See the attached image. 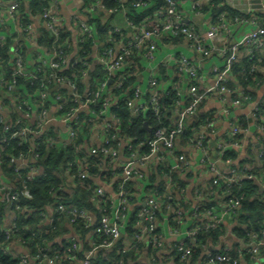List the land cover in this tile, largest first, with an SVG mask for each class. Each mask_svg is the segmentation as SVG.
Returning a JSON list of instances; mask_svg holds the SVG:
<instances>
[{
    "label": "built area",
    "instance_id": "1",
    "mask_svg": "<svg viewBox=\"0 0 264 264\" xmlns=\"http://www.w3.org/2000/svg\"><path fill=\"white\" fill-rule=\"evenodd\" d=\"M116 1L121 2L122 0ZM149 1L137 0L135 6L140 8L146 7ZM182 1L184 0H165L166 5L160 7L155 12L154 23L159 25V27L143 28L142 26H136L126 16V8H122L120 11L116 9L107 10L102 0H96L95 2H86L84 0L90 13L106 10L108 19L111 18V22L113 19L112 14L123 13L126 18L125 27L133 31L134 37L128 42H122L121 49L116 50V47L121 42H113L111 34L122 33L124 30L119 27H112L111 23L112 28L108 33L107 42H113V46L101 52L99 51L101 44L99 45L100 42L97 40L91 54L94 63L103 66L98 71L99 75L91 79L92 83L88 76V69L91 67L90 62L87 59H80L73 62V66H78L81 63L86 68L85 72L82 73V82L86 84L83 91L79 90L76 82L71 78H66L59 74L64 69L62 67L63 64L68 61V59L63 58L61 51L53 49L51 53L45 54V52H41L42 49H37L36 42L39 31L35 24L32 23L21 27L18 12L23 3L22 0L1 2L3 11L14 22V25L10 32L1 28L0 44L4 43L6 38L12 35H15V43L12 51V73L7 75L4 66L0 63V123L3 125L5 132V135L0 139V166L5 148L14 139H18L19 144H27L31 150L37 151L41 138L48 131L49 134L52 133L55 136L49 139V146L57 145L63 148L72 146L79 133L78 129L73 128L72 123L78 119L81 111H86L93 122L88 141L82 146V148L87 150L88 156L83 159L76 157L74 162H69L66 167L61 164L59 174L63 178V181L65 180V190L71 189L73 182H76L77 178H84L88 175L93 156L102 155L105 157V160H109L110 165L115 167V170H112V168L105 164V161L102 162L103 167L101 169L103 172L110 170V179L106 181L102 177L97 178V186L93 195L90 197V202L94 205L99 216L96 212L79 208L75 201L70 204L55 202L47 212H40L43 223L38 228L33 226L19 227L16 223L17 213H28L30 215L35 210L30 207L20 206L21 195L28 196V186L25 181L26 179L31 180L35 178L41 173V169L36 164H31L29 159L24 156V153H20L16 157L10 155L11 162L16 164L15 172L18 178L15 179V182H9L0 167V203L6 205L7 210L5 212L13 214L11 225L9 227L3 225L1 230L4 232L6 240L8 241L5 248L14 258L19 260L18 264H95L93 260L95 256L99 255L101 250H113L118 242H121L123 252L136 251L140 248L141 244L145 245L147 249H145V253L141 258L142 263L140 264H157L160 261L190 264L192 248L187 246V241L189 240L193 245L197 244L199 227L215 229L221 224L236 223L235 220L241 207V199L230 191H227V194L222 196V198L227 199L225 204H220V202L217 205L206 206L205 202L198 205L193 210V226L189 230L188 236L175 243L174 247L169 249L166 247L164 241V223L166 222L170 232L175 234L179 232L184 218L183 221H180L181 218L179 217L176 221V226L171 228L169 214L167 213L164 221L160 222L157 212L160 211V204L164 203L167 197H172V193H182L184 197L185 188L181 187V185L175 186L171 178L165 179L164 176L163 178L162 176L156 175L157 180L165 179L168 182L167 188L169 195L147 196L146 194L143 199L141 198L146 186L149 184L150 175L156 173L161 163L165 165L171 164L173 169L181 172L180 175L188 172L187 160L184 159L186 157H178L175 154L176 140L186 129L187 120L197 114L198 109L207 97L213 92H216L219 96V102L225 108L227 105L241 106L243 104L242 101L247 99L240 93L234 97L235 93L223 84L230 74L233 64L237 61L240 50L242 51L243 49L244 53L249 55L250 58L255 56L253 53L254 49L260 50L259 53L264 56V27L259 26L254 32L243 36L238 41H225L222 48L212 45L207 46L199 35L197 28L193 24L184 21L178 9ZM210 1L193 0V8L195 11L200 12L198 10L199 7L205 4L204 2L208 3ZM259 8L261 14L264 15V0L260 1ZM224 16L226 15L224 14L218 17L220 20L219 23L214 22L212 18L213 25L211 26V31L213 35H217L221 30L226 29L227 20ZM38 17L43 20L45 27L58 39L60 30L65 25V22L59 15L56 1L52 0L49 6L45 7ZM236 18L241 21L248 19L241 18L240 16H236ZM0 27H4L3 21L0 22ZM74 28L76 29V35L80 36V44H83L88 39L97 38L95 29L86 20L74 23ZM76 35L74 36L75 38ZM164 35L185 38L189 46L205 58L209 57L213 51L218 52L223 57V67L214 68V74L216 76L215 85L201 90L199 86L190 85L191 81L199 79V67L182 57L178 62V71L187 75L189 78V103L182 110L176 112V116L170 124L162 125L154 132L153 136H149L147 140H139V144L133 145V140H137L136 138L121 139L114 134L113 130L118 128L120 118L110 112L109 103L104 102L103 108L105 110L99 113H96L92 107L98 106L101 103L102 93L107 92L104 76L107 74L112 76L124 70L127 59L130 58L129 56L134 55L138 49H141L143 56L150 60L156 49V39ZM23 37L26 40L28 39L30 44L36 49L34 53L32 52L33 54L31 53L29 60L28 52L26 55L25 50L20 46ZM80 50L81 47L78 46L75 51L76 56L80 54ZM58 59L61 60L58 61ZM35 61L36 63L41 62L45 65V73L47 71L49 73V82H54L53 88L46 89L47 87L44 85V82L42 83L40 81L42 69L41 67H36V64H34ZM119 76L124 78L123 75ZM21 77L30 81L31 84L41 82L40 87L36 88V98H33V95L27 91L24 96L17 95L18 88L25 89V85L18 84V78ZM157 85L158 78L152 76L148 82L149 87L145 89L142 88V85L135 87L134 98L127 102L132 116L135 119L138 120L141 114L147 110H150L159 120L162 118L160 99L153 91V88ZM175 87L178 90V86ZM52 92H56L57 95L55 99H52L51 106H48L46 101L49 100L50 93ZM146 93L152 94L148 100L144 97ZM5 99H8L9 103H6ZM69 102H74L76 105L67 109L66 106ZM260 106L264 107V95L253 105L251 114L256 122H258V117L263 119L264 122V111L260 109ZM51 110H54L52 116L50 114ZM101 116L104 117L102 120H100ZM54 121L62 124L64 129L61 130L58 125L51 124ZM234 125L232 124L229 135L226 137H230L231 134L245 133L248 129H241L238 123ZM257 126H259L264 134V125L257 123ZM96 130H101L103 136L98 145L93 144L92 139V135ZM62 131H64V137H62ZM205 134L216 135L214 121L208 123L201 132L196 144L192 145L202 150L210 167L213 180L212 185L215 187L218 181L222 180L227 186H230L237 184L244 178H252L258 185L257 195L264 202V170L260 174L255 175L238 172L231 168L228 170L220 169L219 165L222 163L221 160L211 158L210 151L208 152L207 146L203 143ZM114 141H117V146H111ZM145 146H148L150 151L143 154L141 153V149ZM230 147L241 148L238 144L227 141V138L219 139L217 149L222 155ZM261 152L259 154L260 156L264 151ZM38 156V153H35L33 163L37 162ZM122 159L123 161H121ZM22 170L27 171L26 179L21 173ZM74 170L76 171L74 172ZM136 180L140 181L142 188V191L138 193L140 195L138 196L139 201L137 203L141 208L137 213L139 219L134 224L135 232L128 237L123 234L128 222L133 218V206L130 203L132 194L130 195L127 192V184L131 182L135 183ZM101 182H106L107 184H102ZM110 183L113 184L112 194L105 190V187L109 186ZM116 183L118 185L115 190ZM176 214L181 216L179 211ZM60 215L66 216L69 223L68 227L71 229L66 236L68 246L63 254L59 252L55 243L44 242L42 240L43 235L49 231V226L54 222L55 217ZM182 215L185 216V211H183ZM79 221H84L88 226H93L91 234L89 235L92 247L84 254H80L82 250L81 243L75 239L76 236L72 229V226H75ZM37 236L39 237L38 241H36ZM32 240L37 243L35 251L31 248L33 245ZM14 245L22 246L24 251L12 253L11 248ZM262 245H264L263 239L259 240L255 234H250V243L246 249L241 250L242 254L256 253ZM150 246L153 249L152 253H149ZM0 247H2L1 242ZM158 251L162 252L160 256H157ZM206 258L208 259L207 262L213 264H225L232 260L231 257L220 253H210ZM117 264H124V259L120 257Z\"/></svg>",
    "mask_w": 264,
    "mask_h": 264
},
{
    "label": "trees",
    "instance_id": "2",
    "mask_svg": "<svg viewBox=\"0 0 264 264\" xmlns=\"http://www.w3.org/2000/svg\"><path fill=\"white\" fill-rule=\"evenodd\" d=\"M52 0H34L29 7V14H25V8L21 4L18 12V18L20 21L21 27H25L29 24H34L32 18L38 17L43 9L51 3ZM86 2L91 1L95 2L96 0H85ZM137 0H127V1H116V0H102L106 9H116L120 11L122 8H126V16L133 21L136 26L150 27V28H158L159 25L154 23L155 12L160 7H164L166 5L165 0H150L147 3L146 7L140 8L135 6V2ZM203 4L199 7V11L202 13L211 14L213 21L219 23V16H224L225 19H233L236 16H240L241 18H247V15L241 14L239 11L232 9L228 5L225 4V0H211L210 2ZM224 3V4H223ZM223 4V6H221ZM93 13H89L87 16L88 24L93 27L96 31V37L94 39H88L83 44L79 43L80 36L76 35V38H73L72 31H70L67 26H63L60 30V34L58 39L54 34L48 30L43 20L41 19V23L35 25L39 31L38 39L36 42L37 49H42L41 52H45V54L51 53L53 49H57L61 51L63 58L67 62L63 64V70L59 72L60 75L71 78L76 82L80 91L86 87V84L82 79V73L85 72L86 68L82 66V64H78V66H73V62L76 60H88L91 64V67L88 69V76L90 77V81L94 77L99 75L100 68L103 66L98 63H94L92 58V51L95 46V42L98 40L101 44L99 47V51L103 52L107 48L113 46V42H123L124 34L122 33H112L111 37L113 42H107V36L111 27V18L107 21H103V16L107 14L106 10H101L99 12L98 17H93ZM260 26L264 27V15L260 16ZM146 21V22H145ZM25 33V32H24ZM26 34V33H25ZM164 38L163 40L175 41V36L164 35L161 36ZM181 38V37H180ZM183 38V37H182ZM20 46L25 50V54L28 52V45L33 47L32 52H35V47L30 44V41L25 39L21 40ZM229 42V41H228ZM15 43V35L7 37L5 42L0 44V63L4 66L5 72L7 75H10L13 71V54L12 51L14 49ZM78 46L81 47L79 51L80 54L76 56L75 51ZM260 50L254 49L253 53L255 56L250 58L249 55L244 53V50H240L237 61L233 64L232 70L230 74L227 76L225 82L223 83L225 87L230 88L235 96L243 94L246 100H243V105H246L249 102L255 101L257 97V91L259 90V86L264 83V56L259 53ZM32 53V54H33ZM130 58L126 61V68L122 71L117 72L115 75H105L104 82L107 85L106 93H102L101 95V103L92 107V109L99 113L100 111L105 110L103 108V103H109V110L113 114H116L120 118V124L117 129H114L113 132L116 134L118 138L127 139V138H136L137 140H133V145L139 144V140H147L149 136H153L154 132L161 127L162 125H167L172 122V113L171 111L175 109L180 98L181 93L177 90L176 87H171L165 92H156L157 96H159L160 104H161V119L159 120L156 116L152 114L150 110L145 111L141 114L140 118L137 120L132 116V112L127 105V102L134 98V90L137 85H141L138 83V77L143 72V66L141 65L139 59L131 55ZM61 59H58L60 61ZM36 67H41L42 71L40 73V81L47 87L46 89H51L54 86V82H49V73L48 71L45 73V65L41 62H34ZM162 71V68H161ZM119 75H123L124 78ZM74 77L76 78L74 80ZM35 82L31 84L30 81L25 80L24 78H18V84L25 85L24 88L17 89V95L24 96L27 91L29 94L33 95V98H36V88L40 87L41 82ZM199 79L195 81H191L190 85L199 86ZM44 89V88H43ZM15 95V96H17ZM56 92L50 93L49 100L46 101L48 106H51L52 99H55ZM234 95V94H233ZM152 96L151 93H146L145 98L148 100ZM189 97V98H188ZM187 97V104L189 103L190 95ZM6 103H9L8 99H5ZM205 102V101H204ZM201 104L198 112L203 107ZM76 103L69 102L66 106L69 109L72 106H75ZM231 106H229L230 109ZM260 109L264 111V107L260 106ZM197 114V118L189 122L187 120L186 129L183 134L179 136L176 140L175 144V154L178 157L184 158L182 153L177 149L178 144L184 147L195 145L201 132L203 129L210 123L214 121L211 119L212 113H201ZM104 117L101 116L102 120ZM98 121L96 119H93ZM99 120V121H100ZM244 121L239 122L240 128L246 130L247 122ZM257 123L260 125H264L263 119L260 117L257 118ZM233 123V126H235ZM93 125L91 121V117L88 116V112L81 111L77 120L72 123L73 128L78 129L79 133L75 142L72 146L67 148H63L61 146L52 145L49 146V139L55 137L52 133H45V135L41 138L40 146L37 151L31 150V148L27 144H19L18 139H14L8 147L5 148V151L2 155L1 159V170L4 173L5 178L9 182H15V179L18 178L17 173L15 172V166L13 162H11V156L16 157L20 153H24V156L29 159L31 164H36L41 169V173L38 174L33 179H26V170H22L24 178L26 179L25 183L28 188V196L21 195L20 206H26L35 209L34 212L30 215L28 213H17L16 223L19 227L23 226H33L38 228L40 224L43 223L42 218L40 217V212H47V210L52 207L55 202L70 204L72 202H76L79 208H85L96 212L99 216L97 210L94 205L90 202V197L93 195V192L97 186V178H101L103 180H109V172H103L101 167H103V161L105 164L115 170V167L110 165L109 160H105V157L102 155L93 156L92 164L89 167L88 175L84 178H77L76 182H73V186L69 190H65L66 183L65 180L59 174L61 164L64 167L67 166L69 162H74L76 157H80V159L88 156L87 150L82 148L83 144L88 141L89 132ZM232 127V126H231ZM5 135L3 125L0 123V139ZM205 134L204 145L207 146L208 152L210 151L211 158L220 159L221 162H231V169H234L238 172H244L246 174H260L264 170V153L260 156V152L264 151V148L259 151L256 149L253 140L250 141L249 147L247 149V156L242 159L240 158V149L230 147L224 155L216 149V154H212L214 151L213 147L210 146L211 141H214L213 135ZM227 138V141L230 143H236L240 146H243L244 133H237ZM219 141V140H217ZM217 141H215V145L217 146ZM117 141L112 142L111 146H117ZM150 151L148 146H145L141 149V153L146 154ZM35 153H38L37 162L33 163V158L35 157ZM262 153V152H261ZM11 155V156H10ZM186 159V158H184ZM187 160V159H186ZM76 170H74L75 172ZM154 172V171H153ZM155 173V172H154ZM180 171L173 169L171 164H163L161 163L158 167V170L155 174L150 175L149 184L146 186L144 193L142 194V199L147 194L149 195H169L168 190V182L165 180L166 178H171V181L175 186L181 185V187H185V184L182 181ZM164 176L165 179L157 180V176ZM163 177V178H164ZM81 180V181H79ZM211 187L214 189V185ZM118 183L115 184V190L117 189ZM217 185V190L220 191V195L227 194V191H230L235 196L241 199V207L237 214L236 223L237 229H235V233L241 239H243L246 243H250V234H255L259 240H264V202L261 198L258 197V185L256 181L252 178H244L237 184H232L227 186L222 180H219ZM19 186V185H18ZM212 192L214 190H211ZM127 192L131 195L130 203L133 206V218L128 222L127 228L124 232V236H131L135 232L134 224L139 219L137 217V213L140 210L141 206L138 203L139 198L138 191L136 189V184L131 182L127 184ZM211 192H207L208 199L212 197L209 195ZM146 198V197H145ZM227 201L226 198H222L220 204H225ZM217 205L215 202L206 201V206ZM6 205L0 203V242L2 243V247H0V263L1 264H18L19 260L14 258L8 250H6L5 246H7L8 241L6 240V236L4 232L1 230L3 227V217L5 215ZM187 210V206L184 204V197L181 194L172 193V197H167L164 203L160 204V211L157 212L160 222L164 221L166 214H169V222L171 228H174L176 225L177 219L181 218L180 221H183L184 216L183 211ZM202 210V208H201ZM179 211L181 216H178L176 212ZM69 223L64 215H60L55 217L54 222L49 226V231L45 233L42 237L44 242H53L56 244L60 253H64L66 247L68 246L66 236L70 232V228L68 227ZM242 225V226H241ZM95 226V225H94ZM244 226V227H243ZM93 226H88L86 222L79 221L75 226H72V229L75 233V239H77L81 243L82 250L80 254H84L89 249H91V243L89 239V235L91 234ZM199 234L197 236V244L193 245L189 240L187 241V246L192 248V257L191 263L200 259L204 248L207 243L211 241L212 243H216L225 233V224H221L219 227L215 229H205L203 227H199ZM39 240V237H36V241ZM32 250L35 251L36 244L34 240H32ZM264 247L262 245L256 253H246V259H254L259 257L260 249ZM145 249L147 247L145 245H140V248L136 251L123 252V247L121 242L116 244V247L113 250L103 249L99 252L98 256H95L94 262L95 264H117L120 257L124 259V264H140L141 258L145 253ZM153 249L150 246L149 253H152ZM215 253V252H214ZM220 254L227 255L232 259H235L239 254L238 251H224L221 250ZM208 261L207 258H205ZM224 264V263H222Z\"/></svg>",
    "mask_w": 264,
    "mask_h": 264
},
{
    "label": "crops",
    "instance_id": "3",
    "mask_svg": "<svg viewBox=\"0 0 264 264\" xmlns=\"http://www.w3.org/2000/svg\"><path fill=\"white\" fill-rule=\"evenodd\" d=\"M12 0H0V22H4V27L1 28L6 29L8 32L12 30L14 22H12L7 14L3 11L1 6V2H9ZM34 0H22V5L25 8L24 13L29 14L30 4ZM58 5L59 15L63 18L65 22V26L74 27V23L82 21L80 18V14L84 15L87 20V16L90 13L88 11L87 6L85 5L84 0H55ZM124 2L127 0H123ZM261 0H225V4L231 7L234 10L239 11L241 14L247 15L246 20L241 21L238 18L227 19V27L225 30H221V32L217 35H213L211 31V26L213 25L212 16L209 13H202L195 11L193 8V0H184L179 4V11L184 18V21L190 24H193L202 37L204 43L209 46L212 45L214 47H223L225 41H238L243 38V36L254 32L260 26V15L261 10L259 8ZM243 10V11H242ZM66 12L70 13L68 15ZM98 11L93 13V17H98L100 14ZM239 16V15H238ZM112 27H119L124 30V40L128 42L132 40L134 37V33L132 30L126 29L125 23L126 18L123 13L119 12L115 15L112 14ZM85 20V19H84ZM108 20V15L103 16V21ZM34 24L38 25L41 23L40 17H36L33 19ZM150 28V27H147ZM69 29V28H68ZM75 29V28H72ZM76 31V29H75ZM1 34V33H0ZM73 34V32H72ZM76 35V34H75ZM73 34V38L75 36ZM161 36L156 39V49L153 52L152 58L146 59L141 49L135 51L134 56H136L141 65L143 66V72L138 77V83L142 85V88L145 89L148 86V82L150 77L154 76L158 78V85L153 88V91L156 92H165L171 87L178 86V90L181 93V98L175 107L174 110L171 111L172 120L176 116V112L178 110H182L187 105V97H188V89H189V78L187 75L180 73L178 71V62L183 57L188 59L192 64L199 67V88L201 90H205L207 88L213 87L216 82V76L214 74L215 67H223V57L218 53L213 51L209 57H202L197 51L192 49L187 40L185 38H176L175 41L171 42L167 40H163ZM99 43V42H98ZM121 43L118 44L116 50L121 49ZM100 45V43H99ZM33 47L28 45V60L31 56ZM162 68V71H161ZM264 87V83L259 86V90L257 91V96L260 93L261 89ZM152 90V89H151ZM260 98L255 99L253 102H249L247 104H255L258 102ZM218 94L213 92L207 99L205 100L203 107L200 109L198 114L201 113H212L211 119L215 122L216 135H213L214 141H211L210 146L213 147L214 151L212 154H216L217 146L215 145V141L224 138L229 135V131L233 123H239L241 121L247 122V131L244 133L243 146L240 149V158L242 159L247 156V150L245 152L244 145L247 142V135L249 132H253L255 135L253 143L256 146V149L259 151L264 148V134L260 130L259 126H257L256 120L252 117L250 112V116L253 119V124L250 125L248 122V117L245 115H236L235 112L243 108L245 105L241 106H231L227 105L225 108L220 102L218 98ZM217 102L221 108H213L212 103ZM229 106L230 109L228 108ZM198 115H194L190 118L189 122L196 119ZM58 127L64 129L63 125H58ZM64 135V131H62V137ZM212 136V135H210ZM102 132L101 130H96L93 135V144L98 145L102 140ZM250 140V141H251ZM218 143V141H217ZM177 149L182 153L183 156L187 159V173L181 175L182 181L185 184V193H184V204L187 206V210H185L184 222L181 225L179 232L173 234L168 229V225L166 222L163 226L164 232V241L167 248L174 247L175 243L178 241L185 239L188 236V232L193 226V210L200 204L205 203L206 201L220 203L222 200V195H220V191L217 189V185L214 189L211 187L212 174L210 172V167L205 159V156L201 149L196 148L194 146H177ZM244 156V157H242ZM123 161V159L121 160ZM231 162H223L220 163L219 167L222 170L230 169ZM102 184H107L106 182H101ZM135 184H137V191L140 193L142 191L141 183L139 180H136ZM113 184L110 183L109 186H106L105 190L112 194L113 193ZM211 190H214L213 192ZM207 192H211L209 195H212L211 198L208 199ZM7 210V209H5ZM13 218L12 213L5 212L3 217V225L9 227L11 225V221ZM229 224L234 223H225V233L224 235L216 242L212 243L209 241L204 248V251L201 254L199 260L190 263V264H198L201 260L200 264H213L209 263L205 260V258L210 253H216L221 250L224 251H238V255L235 259H232L231 262L225 264H264V247L260 249L259 257L252 259H246V255L242 254L243 249H246L248 244L241 238L237 236L235 233V229H237V224L235 228L230 230ZM229 235H233L236 239L229 240L227 237ZM218 247V249H215ZM22 246L14 245L11 248L12 253L23 252ZM174 262V261H170ZM222 264V263H218Z\"/></svg>",
    "mask_w": 264,
    "mask_h": 264
},
{
    "label": "rangeland",
    "instance_id": "4",
    "mask_svg": "<svg viewBox=\"0 0 264 264\" xmlns=\"http://www.w3.org/2000/svg\"><path fill=\"white\" fill-rule=\"evenodd\" d=\"M66 13H67L68 15H70V13H68V12H66ZM80 18L83 19V20H84V19L86 20V17H85L84 15H82V14H80ZM68 28H69L70 31L73 32L74 35L76 34L75 29H72V28H74L73 26H72V28H71V26H68ZM263 93H264V87L261 89V91H260V93L258 94L257 98H260L261 95H262ZM211 105H212L213 108H218V109L221 108V106H220L217 102H214V103H212ZM252 109H253V104H251V103H250V105H249V104H246L243 108L238 109V110L235 112V114H236V115H245V116H247V117H248V122H249V124L252 125V124H253V119H252L251 116H250V112L252 111ZM53 112H54V110H51V111H50L51 116H52ZM51 124H54V125H60V126L62 125V124H60V123H58V122H56V121L51 122ZM254 138H255V135L253 134V132H252V131L249 132L248 135H247V142H246L245 145H244V150H245V152H246V150H247L248 147H249L250 140H251V139H254ZM242 157H244V156H242ZM228 226L230 227V230H232L233 228H235L236 223H234V224H229ZM227 239H229V240H235L236 238H235L233 235H229V236L227 237ZM236 240H237V239H236ZM215 249H218V247H216ZM161 254H162L161 251H158V252H157V256H160ZM200 262H201V260L198 262V264H200ZM157 264H176V263H175V262H164V261H160V262L157 263Z\"/></svg>",
    "mask_w": 264,
    "mask_h": 264
}]
</instances>
